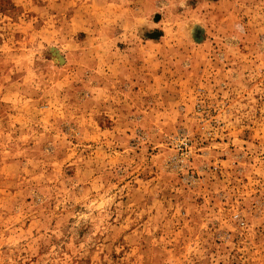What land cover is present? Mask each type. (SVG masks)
<instances>
[{"label": "rangeland", "instance_id": "obj_1", "mask_svg": "<svg viewBox=\"0 0 264 264\" xmlns=\"http://www.w3.org/2000/svg\"><path fill=\"white\" fill-rule=\"evenodd\" d=\"M0 264H264V0H0Z\"/></svg>", "mask_w": 264, "mask_h": 264}]
</instances>
